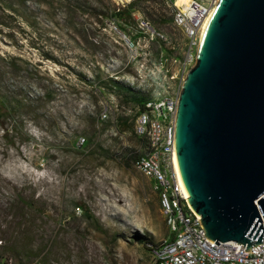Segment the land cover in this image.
<instances>
[{"label":"rangeland","instance_id":"374dc122","mask_svg":"<svg viewBox=\"0 0 264 264\" xmlns=\"http://www.w3.org/2000/svg\"><path fill=\"white\" fill-rule=\"evenodd\" d=\"M8 4L14 5L15 14ZM146 5V12L132 13H140L169 43L182 47V33L172 24H159L160 15L171 14L165 0ZM22 16L42 31L34 41L48 55L28 39L32 28ZM0 21L6 24H0V99L16 106L0 122V185L5 193L34 198L43 211L33 242L43 250L41 263L146 264L148 252L133 234L158 243L171 235L151 180L132 164H122L126 155H140L143 146L134 133L136 105L123 102V94L113 92L108 79L136 95L152 94L140 77L148 71V48L139 42L137 50L131 49L123 40L125 31L137 44L139 34L129 27L133 22L118 19L116 29L107 21L92 34L90 42L102 41L95 56L91 43L81 45L63 33L60 14L46 0H0ZM84 22L94 30L92 20L85 17ZM163 47L161 52L154 43L151 57L178 52ZM169 66L175 73L177 66ZM95 69L103 73L97 92ZM119 116L133 123L132 132L118 131ZM89 139L92 145L86 147ZM0 264L15 261L2 259Z\"/></svg>","mask_w":264,"mask_h":264},{"label":"water","instance_id":"95a60500","mask_svg":"<svg viewBox=\"0 0 264 264\" xmlns=\"http://www.w3.org/2000/svg\"><path fill=\"white\" fill-rule=\"evenodd\" d=\"M174 165L211 243L264 240V0H218L177 106ZM244 247V246H243Z\"/></svg>","mask_w":264,"mask_h":264},{"label":"built area","instance_id":"2783aa9c","mask_svg":"<svg viewBox=\"0 0 264 264\" xmlns=\"http://www.w3.org/2000/svg\"><path fill=\"white\" fill-rule=\"evenodd\" d=\"M122 7L133 0H112ZM165 0L172 15V25L182 33L183 45L178 47L167 41L165 35L156 29L140 13L134 16L130 28L139 34L137 44L123 33V40L137 50L139 42L148 48V63L141 83L152 87V94L142 105H136L134 133L140 139L143 152L133 159L134 166L143 176L152 181L158 194L160 209L174 236L150 246L146 264H264V240L252 244L251 252L244 244L228 241L212 243L204 236L200 226L201 216L196 217L187 204V197L181 187L174 165L175 123L179 93L189 69L195 64L199 38L203 23L218 0ZM109 24L118 29L116 21ZM157 44L161 52L164 45L177 49V54L168 58L163 53L151 57V47ZM177 47V48H176ZM174 64V73L170 66ZM172 80L175 82L172 84ZM264 224V221H262ZM244 246V247H243Z\"/></svg>","mask_w":264,"mask_h":264},{"label":"trees","instance_id":"16d2710c","mask_svg":"<svg viewBox=\"0 0 264 264\" xmlns=\"http://www.w3.org/2000/svg\"><path fill=\"white\" fill-rule=\"evenodd\" d=\"M152 1L153 0H133L130 4L120 7L112 0H46V2L49 3L50 9L55 11V14H60L62 23L59 22L58 26L63 33L67 32L68 35L71 34L75 36V41L81 45L91 43L94 46L95 56L99 52V45L102 44V41L97 40L99 42L98 44L92 41L90 42L89 39L92 38V34L97 35L99 30L106 27L107 21L118 22V19H121L128 23L131 21L134 23L132 12L135 10L146 12V8H148L146 4ZM41 2H43V0H41ZM8 9L14 14L16 13L14 5L8 4ZM23 16L22 19L27 26L32 28V33L28 39L31 40V43L35 47L39 46L37 48H40L44 54L48 55L45 48L40 47L39 43L34 41L35 39L40 40L39 36L42 35V31L34 27L29 19ZM150 16L152 18L153 14ZM160 16L162 17L160 18ZM160 16L158 19L161 26L172 24L171 14H162ZM85 17L93 21V25L95 26L94 30L86 28L84 22ZM0 24L6 25L2 21H0ZM121 31L123 30L121 29ZM123 33H125V31H123ZM82 76L86 80H91L87 78V75ZM94 76L95 79L92 80V82H98L95 85V91L97 92L102 87L101 76H103V73L101 69H95ZM108 79L113 85V92L118 89L119 92L123 94L121 97L123 102L142 105V103L147 100L148 97L134 94L129 87H123L118 80L113 77ZM45 94L47 93L45 92ZM14 108H16V106L11 107L6 101L0 99V122L5 121ZM116 126L118 131H133V123L125 116L116 118ZM9 131L10 128H8L6 133ZM83 145H85V143H83ZM90 145H92L91 139L87 141L86 147ZM135 157L136 156L131 154L123 157V166L130 168ZM36 205L37 200L34 198H27L22 192L17 191L5 193L4 190H2V185H0V260L6 259L9 261L13 259L15 264H42L41 261L44 259L41 257L43 250L33 247L34 239L37 236L36 222L39 217L43 215V211L37 209ZM82 209L84 211L87 210L85 206H82ZM170 237L174 239L173 235ZM133 239L141 243L146 250H149L151 248L150 246L158 244V242L138 232L133 234Z\"/></svg>","mask_w":264,"mask_h":264},{"label":"bare ground","instance_id":"6f19581e","mask_svg":"<svg viewBox=\"0 0 264 264\" xmlns=\"http://www.w3.org/2000/svg\"><path fill=\"white\" fill-rule=\"evenodd\" d=\"M184 1H187V0H178L177 3H178V4H181V3L184 2Z\"/></svg>","mask_w":264,"mask_h":264}]
</instances>
